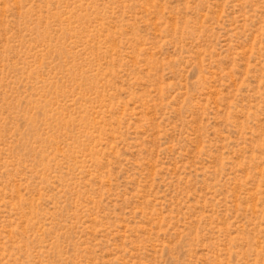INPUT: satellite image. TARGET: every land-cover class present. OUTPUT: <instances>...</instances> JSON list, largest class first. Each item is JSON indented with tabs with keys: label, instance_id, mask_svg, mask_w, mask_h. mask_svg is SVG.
Returning a JSON list of instances; mask_svg holds the SVG:
<instances>
[{
	"label": "rangeland",
	"instance_id": "374dc122",
	"mask_svg": "<svg viewBox=\"0 0 264 264\" xmlns=\"http://www.w3.org/2000/svg\"><path fill=\"white\" fill-rule=\"evenodd\" d=\"M0 264H264V0H0Z\"/></svg>",
	"mask_w": 264,
	"mask_h": 264
}]
</instances>
